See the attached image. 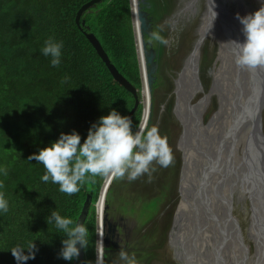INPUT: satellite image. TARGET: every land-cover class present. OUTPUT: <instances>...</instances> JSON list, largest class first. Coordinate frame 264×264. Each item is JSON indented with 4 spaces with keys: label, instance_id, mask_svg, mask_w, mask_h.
<instances>
[{
    "label": "trees",
    "instance_id": "obj_1",
    "mask_svg": "<svg viewBox=\"0 0 264 264\" xmlns=\"http://www.w3.org/2000/svg\"><path fill=\"white\" fill-rule=\"evenodd\" d=\"M86 1L0 0V166L8 169L6 177L0 176V191L10 203L9 211L0 215V264H16L9 249L17 244L27 246L32 241L38 252L26 264H80L79 258L66 261L59 256L64 234L54 224H47L45 218L55 210L76 222L87 195L90 205L84 221L90 243L87 251L82 249V258L83 264H95L94 202L103 178H86L80 191L69 196L59 191L58 184L41 180L45 172L41 163L27 160L61 132L76 130L83 142L90 125L100 116L107 115L112 108L127 115L134 104L133 95L113 79L84 31L95 35L110 62L135 87L140 99L129 0H101L93 4L81 14L84 24L78 26L75 14ZM147 1L151 16L162 13L156 10L166 0ZM49 36L64 44L59 67H52L49 58L40 52ZM143 38L150 41L147 33H143ZM154 50L159 66L160 48ZM158 66L152 93L160 84ZM141 108L139 102L131 115L134 128ZM163 136L171 147L169 135ZM178 165L179 159L173 156L168 167H158L161 174L155 181L157 190L152 189L151 183L146 192L131 194L127 184L119 179L111 181L105 194L107 206L112 202L109 198H114L117 210L135 217L147 248L154 246L149 242L158 222L162 223L160 245L166 238L171 211H165L160 220L157 216L172 199ZM133 183L139 184L137 180L129 184ZM133 252L138 254L137 261L149 259V250L139 247Z\"/></svg>",
    "mask_w": 264,
    "mask_h": 264
},
{
    "label": "water",
    "instance_id": "obj_2",
    "mask_svg": "<svg viewBox=\"0 0 264 264\" xmlns=\"http://www.w3.org/2000/svg\"><path fill=\"white\" fill-rule=\"evenodd\" d=\"M100 1L101 0H88L83 3L76 11L75 23L78 26H80V24L83 25L84 21L80 19L81 14L93 4ZM208 1L211 5L213 4L212 7H214L213 9L215 12L220 15L219 18L223 21L222 26L224 27L225 24H227L225 19L226 15L222 14L223 11H220L219 13L218 8L221 7H217L216 5V3L219 4V1ZM140 3L141 0H136L135 6L138 8V13L136 14L144 66L146 70L144 81L147 91L149 92V95H151V84L155 78L154 74L156 72L157 65L154 61V50L152 48L147 49L146 42L143 38V33L150 35L151 32L148 30L149 24L147 22L145 12L140 9ZM129 4L134 46L139 67L140 99L138 98L135 87L129 83L110 62L107 54L104 52L95 35L86 31L83 33L95 49L97 55L107 67L113 79L133 95L134 104L127 113V115L131 117L139 102L142 106V112L143 81L135 44L131 0H129ZM210 17L211 16H209V18ZM211 38L214 39L213 36H211ZM232 48L233 47H231V52H233ZM218 58L219 52H217L214 59V64ZM263 76L264 68H260L258 82L264 81ZM213 85L214 78L212 77L207 93ZM263 90L264 85L262 92ZM263 96L264 94L262 97ZM262 102L264 103V99ZM263 103H260L258 108H256L257 103L255 104L253 116L252 112L248 110L247 114L242 115L240 118V126H242L241 128L243 130L248 129L246 128L248 120L251 119L249 128H252L253 126V131L250 133L249 137L243 134L235 136L236 133H234V124L232 123H230V131L228 135H223V130H217L215 136H212L210 129L215 125L217 126L220 119L224 117V109L223 107L221 109L220 102L218 103L217 109L211 114L207 121L204 122V125H194L195 128L199 130V135H196L194 138L188 137L187 140H184L186 142L182 141L183 134L186 131L179 123L181 126V131L177 139V149L181 153V164L177 180V194L179 200L172 214L167 238V245L171 251V258L176 263L248 264L249 262H252V264H264V229H261L264 227V133L261 126V110ZM173 112L175 113L174 109ZM245 116H247V120L244 118ZM176 118L178 119L177 115ZM243 124H245V126H243ZM199 125L200 128L197 127ZM209 143L216 144L208 148ZM185 147L190 148L189 152L187 150H183ZM227 150L229 151V154L234 155L236 158L231 160L226 157V161L223 160L221 164L214 166L210 172L206 173L204 170L205 165H201L204 159L207 158V156L212 157L216 152L219 157L221 153L226 156L228 154ZM186 162H188L189 170L193 165L195 169L200 168V172L195 177L194 183L193 174H191L188 183L185 186L183 179L186 177ZM218 172H221V174ZM104 179L105 178L102 180L97 199L94 202V211L95 243L98 241L97 232H101L103 234V245L105 246L107 243V235L105 232L106 226H108L109 230L111 223L107 219L105 204L102 206L103 216L100 222L98 220L96 207ZM246 200L248 203L245 202ZM89 205L90 196L87 195L83 201L81 211L76 219V222L84 221ZM167 205L165 207H167ZM165 207L160 211V213L165 210ZM242 225H244L242 229L243 232L240 228ZM249 242L253 245V253L249 252ZM103 251H105V247ZM82 254L83 250L81 249L78 257L80 264H83ZM255 254L256 256H254ZM96 259L97 252L95 248V261Z\"/></svg>",
    "mask_w": 264,
    "mask_h": 264
},
{
    "label": "clouds",
    "instance_id": "obj_3",
    "mask_svg": "<svg viewBox=\"0 0 264 264\" xmlns=\"http://www.w3.org/2000/svg\"><path fill=\"white\" fill-rule=\"evenodd\" d=\"M133 4V13H138L136 0H133ZM213 12L215 20L217 12ZM236 18L242 25L245 36L243 42L232 40L236 46V63L249 69L257 66L264 68V0H261V6L255 12L244 16L237 13ZM149 40L166 47L170 45V40L160 31L151 32ZM63 47L62 40L49 36L40 52L49 58L50 65L55 68L62 63ZM137 125L134 128L131 117L112 108L107 115L100 116L90 125L83 142L81 134L76 130L61 132L56 140L29 155L27 160L41 163L45 169L41 180L58 184L59 191L69 196L79 192L88 177L111 180L127 178L134 181L141 175L148 174L151 178V173L156 171L153 162L164 168L172 163V149L167 137L160 134L157 126L140 122ZM7 175L8 169L0 166V176ZM2 188L3 182L0 181V189ZM9 209V200L0 191V215L7 213ZM45 219L47 224H54L64 234L59 253L62 259L72 261L79 257L81 249L87 251L90 236L85 221L74 222L72 218L62 216L55 210ZM97 233L101 239L95 243V264H105L103 234ZM9 250L16 264H26L35 259L38 252L34 241L27 246L17 244ZM119 257L125 264H136L134 256L123 249L120 250Z\"/></svg>",
    "mask_w": 264,
    "mask_h": 264
},
{
    "label": "rangeland",
    "instance_id": "obj_4",
    "mask_svg": "<svg viewBox=\"0 0 264 264\" xmlns=\"http://www.w3.org/2000/svg\"><path fill=\"white\" fill-rule=\"evenodd\" d=\"M146 2L148 1L146 0ZM256 2L257 0H219V3L222 5L221 7L222 9L218 8L219 13L220 11H223L222 14L226 15L225 19L227 24H225L224 27L222 26L223 21L220 20L218 15L214 20V12H213L214 7H212L211 5L209 6V8H207L208 2H206V0H168L167 2L166 1L164 2L165 11L162 12L161 17L159 20L156 21L155 26H156V31H160L162 35H164L166 38L170 40V45L166 47L160 45L158 42L152 41V46L154 47V49H157L158 47L160 48V52L158 54L160 55L158 59L159 60L158 75H159L160 84L156 87V89H154V92L153 93L151 92V95H149L151 105H150V114H149V119L147 121V125L157 126L162 136L165 134L169 135L172 153L173 156H176L179 159V165L177 168V176L174 185V194L172 195V199L167 205V207H165V210L162 211V213H160L157 216L158 220H160L163 217L165 211L170 210L171 211L170 224H171L172 214L179 200L177 194V180H178L179 168L181 164V159H180L181 153L177 149V139L181 131L182 121L181 118L177 119L175 113L173 112L176 102V95L174 93V87H175L174 80L177 77L180 70L183 69L184 61L188 58L189 52L192 50V48H194L196 44L195 42L196 39L198 40L199 38H202V41L199 43V45L196 48V56H195L196 79L199 87L195 88V85H193L194 83L192 84L191 87L190 85L189 86L186 85V89L190 90V92H193L190 95V97H188V100L192 104L196 103V101H198L199 98L203 96V92L207 93L211 84L213 74L216 71V68L219 66V64L222 65L220 67L221 71L219 70L217 77V81L219 82V84L222 83L220 84V89L221 92L223 93V95L221 96V100H224L225 98L227 100L236 99L238 96V91L240 89L238 88V86L242 79V71H244V69H247L246 67H241L236 63V48L235 45L232 43V40H236V41H240V40H238L235 37V35L232 36L230 39L229 46L226 49H224L222 53H221L222 41L220 42V40L223 39V34L226 32L227 29L230 28L232 24L234 26V32L238 29V27H236V24L239 22L238 19L236 18L237 13H239L241 16H244L249 13H253L259 9V7L257 8L254 7V5L258 6L257 5L258 3ZM208 16H211V19H209ZM209 20H210V24H212V26L210 27L203 23V22H209ZM238 30L239 32H242L241 24ZM211 36H213L214 39H212ZM243 39L245 40L244 34H243ZM218 43H219V48H218ZM231 47H233L232 48L233 52H231ZM217 52H219V58L214 64V59L217 55ZM232 63L233 65H231ZM249 70H252L254 72L255 68ZM186 75L188 76V74ZM186 75L183 74V77H185ZM183 80H187V79H183ZM200 88L201 90H199ZM190 92L187 93V95L190 94ZM263 94H264V90H263ZM231 96L233 98H231ZM204 103H205V108L203 107V112L200 115L203 124L204 122L207 121V119L218 107V103H219L218 93L212 91V94L207 99L204 100ZM197 112L198 109H195L196 114ZM191 115H193V113H191ZM179 121L181 123V126L179 124ZM187 123H191V122H187ZM261 126L264 133V103L261 110ZM196 135H198V133H196ZM153 166L156 168V171L151 173V178H149L148 174H144L136 179L139 182V184L138 183L137 184L133 183V185L129 184L132 183L133 181H129L127 178H124L123 180H121V182L123 183V185L127 184V188L129 191H131V194H136L137 192L138 193L146 192V189H149L148 187L149 185H151V183L154 184L152 189L157 190L158 187L155 181L161 174V169L159 171L158 167L160 168L163 167L156 164L155 162H153ZM194 170L195 167L192 165L190 167V172L194 174ZM109 200L112 201L110 205L111 208L107 206L106 196H105V200L103 203L106 206L105 212L107 213L108 217H112V219L114 220L120 219V221L124 224L123 232L128 233L129 235L128 246L130 248L129 250L130 253L135 248L141 247L146 252L147 250L150 251V254L147 255L149 256V259L146 260L147 263L144 261V264H178L171 258V251L167 245L168 230L170 224L167 228L166 238L163 244L160 245L159 236L161 238L162 223L158 222L159 224L157 226V230L154 233L151 242L148 241L150 244H154V246L153 248H147L149 245H147L142 241V238L140 236L141 232L138 231V225H137V221L135 220V217L131 214H125V212H123L122 210H117L113 201L114 198L113 199L109 198ZM245 202L248 203L247 200ZM243 226L244 225L240 227L241 230L243 229ZM261 229L264 228L262 227ZM248 247H249V252L252 253L253 245L251 242L248 243ZM105 254L106 251H103V255ZM134 254L137 253L133 252L131 255ZM108 255L110 254L108 253ZM104 259L105 262H107V264H115L114 258L112 259L110 257L109 260H107L106 258ZM142 261H137V262L143 264ZM120 263L123 264V261L121 260Z\"/></svg>",
    "mask_w": 264,
    "mask_h": 264
},
{
    "label": "bare ground",
    "instance_id": "obj_5",
    "mask_svg": "<svg viewBox=\"0 0 264 264\" xmlns=\"http://www.w3.org/2000/svg\"><path fill=\"white\" fill-rule=\"evenodd\" d=\"M256 3H258L257 4L258 6L254 5V7L257 8V7L261 6V0H257ZM133 6H134L133 0H131V11L133 9ZM132 20H133V27H134V32H135V44H136V48H137V54H138V58H139L140 70H141L142 81H143V83H142L143 109L141 112L140 123L147 124V121L149 119V114H150V96H149V92L147 91L145 81H144V75H145L146 70H145V66H144L143 54H142V49H141V39H140V33H139V29H138L137 14L136 13L134 14L133 11H132ZM236 27H238V29H239L240 22H238L236 24ZM204 28H206V27H204ZM238 29L234 32V26L232 24L230 26V28L226 30L227 34H226V32L223 34V42L224 43L227 42L228 30L231 32L233 30L232 33H234L235 37L238 40L243 41L244 40L243 39V33H239ZM201 41H202V38H199L198 40L196 39V41H195L196 44H195L194 48H192V50L189 52L188 58L184 61L183 69L180 70V72L178 73L177 77L174 80V83H175L174 93L176 95V102H175V106H174V111H175L178 119L181 118L182 128L185 129V131H186L183 134V138H182L183 140L182 141L187 140L188 137L194 138L196 136V133H198V135H199V130H197L194 125H198V124L204 125L203 122L201 121L200 115L203 112V107L205 108L204 100L207 99L211 95L212 91L218 93L221 109H222V107L224 109V113H223L224 117H222L223 119L221 118L219 124L217 126L216 125L213 126L210 129V133L212 134V136H215V133L217 132V130H219V131L223 130V135L224 134L228 135L229 131H230V123H232V124H234V133H236L235 136H237L238 134H243V135H247L249 137L250 133L253 131V126H252V128H249L251 119L248 120V124L246 127L248 129L243 130L241 128L242 126H240V124H241L240 118L242 115L247 114L248 110L252 112V116H253L255 104L257 103L256 108H258L260 106V103H263L262 100L264 99V96L262 97V95H263L262 88L264 85V81L258 82V76L260 75V67L257 66V68H255L254 72L252 70H249L248 68L244 69V71H242V79H241L239 86H238V88H240V89L238 91V96L236 95L237 96L236 99L227 100L225 98L224 100H221V96L223 95V93L221 92L220 84H222V83L219 84V82L217 81L218 72L220 70V67L222 66L219 64V66L216 68V71L213 74V78H214L213 87L210 89V91L208 93L203 92V96H202L203 98L202 97L199 98V100L196 101V103L192 104L188 100V97H190V95L193 92H190V90H187L186 85L187 86L190 85V87H191L192 84L194 83L193 85H195V88H196L197 80H195V77H194V74H196V71H195L196 57L195 56H196V48ZM221 51H222V48H221ZM231 65H233V63ZM225 71H224V73H225ZM211 73H212V70H211ZM183 74H185V75L188 74V76L186 75L185 77H183ZM226 76H228V75H226ZM263 78H264V76H263ZM183 79H187V80H183ZM235 82H237V81H235ZM224 84H226V83H224ZM199 90H201V88ZM189 92H190V94L187 95V93H189ZM247 97H248V99H247ZM231 98H233V97L231 96ZM246 99H247V103H246ZM227 102H228V104H227ZM195 109H198L197 114L195 113ZM191 113H193V115H191ZM244 118L247 120V116H245ZM187 122H191V123H187ZM179 123H180V121H179ZM200 125L197 127L200 128ZM253 125H254V123H253ZM243 126H245V124H243ZM184 142H186V141H184ZM233 143H235V142H233ZM182 144H184V143H182ZM215 144L216 143H209L208 148L214 146ZM183 150H187L189 152L190 148L185 147ZM227 153L228 154L226 156L221 153L220 157L217 155V152L212 157L207 156V158H205L201 164L202 166H203V164L205 165V167H204L205 172L208 173L209 170H211L214 166L221 164V162L223 160L226 161L225 160L226 157L230 158L231 160H234L236 158L234 155L229 154L228 150H227ZM185 171H186V177H185V179H183V183L186 186V184L188 183V180L192 174V172H190V170H189L188 162H186V164H185ZM199 172H200V168L195 169L194 174H193V183H194V178L197 176V174ZM218 173L221 174V172H218ZM111 181H112L111 179H106V178L104 179V182L102 184L101 191H100L97 203H96L97 215H98L99 222L103 216L102 206H103V203L105 200V194L107 192L108 186L111 183ZM174 230H175V226H174ZM100 239H101V237L98 234V240H100ZM252 253H253V251H252ZM254 256H256V254ZM248 264H252V262H249Z\"/></svg>",
    "mask_w": 264,
    "mask_h": 264
},
{
    "label": "flooded vegetation",
    "instance_id": "obj_6",
    "mask_svg": "<svg viewBox=\"0 0 264 264\" xmlns=\"http://www.w3.org/2000/svg\"><path fill=\"white\" fill-rule=\"evenodd\" d=\"M168 0H166V2H167ZM219 1V0H218ZM165 1H163L162 2V7H159V9H157L156 10V13L159 11H161V12H163V11H165V3H164ZM206 2H208V5H207V8H209V6H211V4H210V2L208 1V0H206ZM219 3V2H218ZM216 5H217V7H222V5L219 3V4H217L216 3ZM221 5V6H220ZM212 6H213V4H212ZM147 7H149L148 6V4L146 3V0H141V3H140V9L142 10V11H144L145 12V16H146V19H147V22H148V24H149V31L150 32H152V30L153 31H156V26H155V23H156V21L157 20H159L160 19V17H161V15H162V13H160L159 15L158 14H156V15H150L149 14V12L147 11ZM207 12H208V10H207ZM154 14H155V12H154ZM217 15L218 16H220L218 13H217ZM209 17V16H208ZM211 18V17H210ZM209 18V19H210ZM210 21V20H209ZM205 25H207V26H212V24H210V22H203ZM239 33H242V32H239ZM234 35V33H232L231 31H229L228 30V35H227V42L226 43H224L223 42V39L222 40H220V42H221V48H222V51H221V53L224 51V49H226L228 46H229V43H230V39H231V37ZM206 37V36H205ZM146 44H148V47H147V49H150V48H152L153 49V46H152V41H146ZM154 50V49H153ZM154 53H155V50H154ZM158 58H159V56H158ZM231 58V57H230ZM154 61H155V63H156V54H155V56H154ZM156 65L158 66V63H156ZM156 69H157V67H156ZM194 77H195V80H197L196 79V74H194ZM198 87V84L196 83V88ZM107 219H108V221L111 223V225H110V228H109V230H108V226H106V235H107V243H106V245H105V251H106V259L107 260H109L110 259V257L113 259L114 258V261H115V264H119L120 263V261H121V259H120V257H119V252H120V250H125V251H127L128 252V254L129 255H131L132 253H130L129 252V250H130V248H129V246H128V238H129V235H128V233H124L123 232V226H124V224L120 221V219L119 220H114V219H112V217H108V215H107ZM122 243V244H121ZM108 253L110 254V255H108ZM132 256H134V258L135 257H137L138 256V254H135V255H132ZM136 261V264H141L140 262H137V260H135ZM124 262V261H123ZM142 263L144 264V262L142 261ZM147 263V262H146Z\"/></svg>",
    "mask_w": 264,
    "mask_h": 264
}]
</instances>
